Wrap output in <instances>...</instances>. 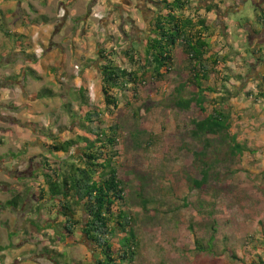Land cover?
I'll list each match as a JSON object with an SVG mask.
<instances>
[{
  "label": "rangeland",
  "instance_id": "obj_1",
  "mask_svg": "<svg viewBox=\"0 0 264 264\" xmlns=\"http://www.w3.org/2000/svg\"><path fill=\"white\" fill-rule=\"evenodd\" d=\"M63 1L69 10L68 14L63 12L62 25L57 24L58 2H46L48 22L57 23L49 48L36 49L48 57L47 63L31 70V75L40 78L38 89H52L57 97L36 100V94L22 89L0 94V201L26 197L18 209L0 206V264H92L97 257L81 235L69 246L58 229L46 228L55 225L50 204H41L31 189L42 172L43 158L56 160L49 147L85 133L80 123L83 96L102 114L107 127L118 125L121 129L120 177L128 190L127 205L141 244L135 264H264V228L259 224L264 223L262 73L256 62L241 55L246 54L249 44L246 34L240 33L238 25L227 31L222 10L211 20L217 29L211 39L213 51L228 58L227 67L218 70L220 79L232 76L227 87L241 93L230 101L232 133L246 154L234 157L227 143L213 141L207 158L213 164L208 186L191 192L189 179H202L195 153L203 152L202 144L192 138V121L206 114L195 106L182 111L174 105L175 90L190 81L183 48L177 47L175 66L164 81L151 74L142 77L137 90L119 96V108L113 115L107 113L101 92L100 51H115L117 64L135 71L125 52L133 49L143 54L151 36L150 23L159 11L157 0H128L126 5L120 0H113L118 1L116 4L104 0L96 11L97 0ZM188 1L187 16L209 20L210 13L199 14V10L210 2ZM234 10L229 18L241 26L253 16L251 3L237 14H232ZM17 41L23 43L24 39L11 40L13 44ZM9 73L16 75L15 68ZM216 79L218 75L206 85L213 86ZM12 80L18 85V77ZM2 83L11 84L9 78ZM248 91L252 96L246 95ZM195 92L196 88L188 84L184 96L189 98ZM74 153L73 149L57 157L75 160L71 158ZM32 220L42 227L41 232L31 227ZM198 242L204 250L197 249Z\"/></svg>",
  "mask_w": 264,
  "mask_h": 264
},
{
  "label": "trees",
  "instance_id": "obj_2",
  "mask_svg": "<svg viewBox=\"0 0 264 264\" xmlns=\"http://www.w3.org/2000/svg\"><path fill=\"white\" fill-rule=\"evenodd\" d=\"M189 4L188 0H157L159 11L150 23L151 36L146 40L143 54L138 55L133 49L125 52L136 70L128 71L117 64V53L105 49L99 53V70L106 111L113 115L119 108V96L125 91L137 90L142 77L151 74L154 79L164 81L175 66L177 47L183 48L188 57V84H192L196 92L186 98L184 91L188 84L179 86L175 90L174 105L182 111H189L195 106L206 114L205 118L192 121V138L200 142L203 148V152L195 153L196 161L201 164L202 179H189V188L193 192L208 186L213 164L207 158L208 153L213 151V141L227 143L234 157H243L246 149L232 133L233 106L230 101L241 93L227 87L232 76L220 79L222 73L218 70L221 66L227 67L225 63L228 58L213 51L211 39L215 37L217 29L210 20L200 15L187 16L185 12ZM207 12L220 14L221 11L218 6H212ZM42 22L47 23V17H42ZM1 28L4 35L11 36L4 27ZM14 36L21 41L19 35ZM214 75L219 78L215 80L216 83L206 85L212 82ZM237 79L242 80V77ZM260 90L259 96L264 99V81ZM80 92L83 94L84 89ZM252 94L251 91L246 93L248 97ZM56 97L57 94L49 88L35 95L36 100ZM209 107L212 108L211 112ZM80 110L81 128L85 133L63 143L56 140L49 147L50 155L56 160L43 158L42 172L31 189L35 190L34 194L41 204H50L55 225L46 228L58 229L61 239L69 246L77 242V235L85 238L97 256L92 264H135L141 244L134 228V217L127 205L128 190L120 177L121 129L118 125L107 127L101 120L102 114L84 96ZM68 113L73 114L70 109ZM73 149L75 153L71 158L75 160L57 157L58 154H69ZM262 176L264 178V171ZM25 198L18 195L6 203L0 201V206L18 209ZM259 224L264 228L263 222ZM30 225L42 231L35 220L30 221ZM200 246L198 242L197 249L204 250ZM2 251L3 248H0V253Z\"/></svg>",
  "mask_w": 264,
  "mask_h": 264
},
{
  "label": "crops",
  "instance_id": "obj_3",
  "mask_svg": "<svg viewBox=\"0 0 264 264\" xmlns=\"http://www.w3.org/2000/svg\"><path fill=\"white\" fill-rule=\"evenodd\" d=\"M58 2L55 4L59 11L57 15V20L55 22H42V17L49 16V12L46 11L47 0H0V94L2 95L3 91L13 92L20 91L21 89L28 92L29 94H38L41 89L39 86H36V83L40 79L36 78L33 74L31 75V70H36V65L39 63H47L48 57L43 53H38L36 50L39 46L41 48H49V41L51 40V33L55 24L58 25L63 22V12L68 14V4L63 0H51ZM71 1H80V0H71ZM83 1V0H82ZM88 2L90 0H87ZM102 1L97 0V4L94 7L100 6ZM128 0H120V2L125 3ZM201 3V0H196ZM206 3L210 2V6H203L199 10V14L204 13L212 6H218L222 10V15L225 16L223 19L226 30L231 32L230 27L233 25H238L241 34H246V39H248V47L245 48L246 54H241L243 57H249L253 62H256L259 72L262 73V83L264 81V0H205ZM112 4H116L115 1H111ZM252 4L253 16L247 20L246 23L241 26L238 22L232 21L229 17L232 14H237L244 10L248 4ZM50 4V3H49ZM48 4V6H49ZM53 3H51L52 5ZM53 4V5H54ZM129 5V4H128ZM129 7V6H128ZM103 9H108L105 7ZM123 9V8H122ZM109 10V9H108ZM148 9H145V12H148ZM65 16V15H64ZM215 13L209 15V20L215 19ZM73 17V16H72ZM260 19V20H259ZM56 25V26H58ZM1 27H4L7 31L11 33V36L4 35V31ZM14 35H19L20 40L24 39V42H16L13 44L11 40L15 37ZM231 35V33H230ZM30 40H26L27 38ZM229 40H233L231 37H227ZM244 39V41L246 40ZM28 41V42H27ZM32 42V43H31ZM242 40H239L238 44L242 46ZM31 43V44H29ZM57 44V43H56ZM57 47L61 46L57 44ZM50 56V55H49ZM15 68L16 75H11L13 69ZM23 69H26L21 75ZM7 77H5V75ZM3 75V76H2ZM42 76V75H41ZM46 76V75H45ZM44 76V77H45ZM18 77V85L14 84L13 78ZM35 77V78H34ZM43 77V78H44ZM9 78V83L3 85V81ZM3 79V80H2ZM29 80L31 85L28 84ZM39 83V82H38ZM14 84V85H13ZM34 90V91H33Z\"/></svg>",
  "mask_w": 264,
  "mask_h": 264
}]
</instances>
